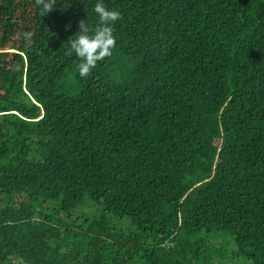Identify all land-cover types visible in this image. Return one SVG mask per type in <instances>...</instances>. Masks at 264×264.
<instances>
[{
	"label": "trees",
	"instance_id": "16d2710c",
	"mask_svg": "<svg viewBox=\"0 0 264 264\" xmlns=\"http://www.w3.org/2000/svg\"><path fill=\"white\" fill-rule=\"evenodd\" d=\"M96 2L0 0V264H264V0H103L82 78Z\"/></svg>",
	"mask_w": 264,
	"mask_h": 264
},
{
	"label": "clouds",
	"instance_id": "9594fccd",
	"mask_svg": "<svg viewBox=\"0 0 264 264\" xmlns=\"http://www.w3.org/2000/svg\"><path fill=\"white\" fill-rule=\"evenodd\" d=\"M34 2L39 6L41 16L53 10L56 5V0H34ZM93 10L98 16V24L93 28L85 20H80L79 31L71 36L74 37L73 39L67 40L70 54L75 53L80 60L77 69L82 78L91 75L97 62L112 55L117 40L114 35L115 23L122 18L120 11L109 9L103 0H97ZM17 37L24 41L26 47L32 41V33L29 31L18 32Z\"/></svg>",
	"mask_w": 264,
	"mask_h": 264
},
{
	"label": "rangeland",
	"instance_id": "374dc122",
	"mask_svg": "<svg viewBox=\"0 0 264 264\" xmlns=\"http://www.w3.org/2000/svg\"><path fill=\"white\" fill-rule=\"evenodd\" d=\"M92 211H93V206H89L88 204H85V207L81 211H79V213H83L86 216H90ZM197 239L198 238H192V239H190V241L191 242H195ZM202 241L203 242H207V244H210L211 243V238L209 239V238L204 236L202 238ZM214 241H218V240H214Z\"/></svg>",
	"mask_w": 264,
	"mask_h": 264
},
{
	"label": "built area",
	"instance_id": "2783aa9c",
	"mask_svg": "<svg viewBox=\"0 0 264 264\" xmlns=\"http://www.w3.org/2000/svg\"><path fill=\"white\" fill-rule=\"evenodd\" d=\"M13 264H19V263H18L17 261H14V263H13ZM22 264H25V263H23V262H22Z\"/></svg>",
	"mask_w": 264,
	"mask_h": 264
}]
</instances>
